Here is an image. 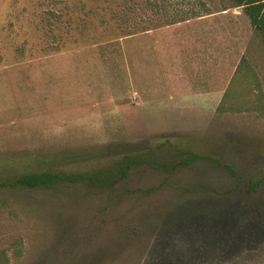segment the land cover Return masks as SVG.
Listing matches in <instances>:
<instances>
[{
    "label": "rangeland",
    "instance_id": "rangeland-1",
    "mask_svg": "<svg viewBox=\"0 0 264 264\" xmlns=\"http://www.w3.org/2000/svg\"><path fill=\"white\" fill-rule=\"evenodd\" d=\"M150 150L157 168L111 188H1L0 264H264V182L247 183L264 177V36L243 8L0 0V179Z\"/></svg>",
    "mask_w": 264,
    "mask_h": 264
},
{
    "label": "trees",
    "instance_id": "trees-1",
    "mask_svg": "<svg viewBox=\"0 0 264 264\" xmlns=\"http://www.w3.org/2000/svg\"><path fill=\"white\" fill-rule=\"evenodd\" d=\"M236 6L242 7L250 18L255 29L264 36V0H233ZM202 158L199 155H190L184 151L180 156L179 165L187 166L192 161ZM138 165H150L157 168V157L154 150L146 152H136L123 155L119 159L112 160L107 166L86 171V172H68V171H34L25 172L10 178L0 179L1 188H53L64 184H85L89 187H107L111 188L128 176L129 171ZM175 167V165H172ZM243 182V178H237ZM264 182V177L247 180V183L258 188Z\"/></svg>",
    "mask_w": 264,
    "mask_h": 264
},
{
    "label": "water",
    "instance_id": "water-1",
    "mask_svg": "<svg viewBox=\"0 0 264 264\" xmlns=\"http://www.w3.org/2000/svg\"><path fill=\"white\" fill-rule=\"evenodd\" d=\"M242 7H240V9H241Z\"/></svg>",
    "mask_w": 264,
    "mask_h": 264
}]
</instances>
